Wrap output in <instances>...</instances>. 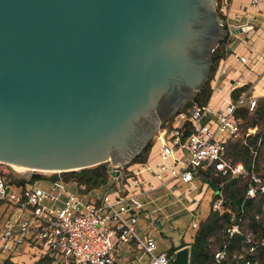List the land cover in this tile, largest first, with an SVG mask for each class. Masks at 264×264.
<instances>
[{
    "label": "water",
    "instance_id": "water-1",
    "mask_svg": "<svg viewBox=\"0 0 264 264\" xmlns=\"http://www.w3.org/2000/svg\"><path fill=\"white\" fill-rule=\"evenodd\" d=\"M189 7V0H0V159L29 166L30 175L110 162L123 183L146 146L127 152L126 131L154 114L171 79L186 72ZM253 25L230 24L228 33ZM172 264H191V250L181 248Z\"/></svg>",
    "mask_w": 264,
    "mask_h": 264
},
{
    "label": "built area",
    "instance_id": "built-area-1",
    "mask_svg": "<svg viewBox=\"0 0 264 264\" xmlns=\"http://www.w3.org/2000/svg\"><path fill=\"white\" fill-rule=\"evenodd\" d=\"M233 1L221 0L220 13L227 18L231 15L227 8H231ZM245 3L239 0L241 8ZM260 3L261 0L250 1L252 6ZM225 23L231 24L226 20ZM249 23L250 18L234 25ZM227 57L221 60L212 79L213 92L208 103L195 102L186 109L184 104L173 113L160 126V137L156 138L160 143L158 162L148 161L134 173L126 167L123 183L111 176L108 184L89 189L86 184L68 182L60 177L52 180L50 188L30 181L25 186H10L7 192L9 185L0 162V200L9 201L29 213L15 226L0 228V254L28 242L50 257L52 264H115L119 247L128 242L137 250L145 251L151 264H172L175 256L157 251V241L153 237L143 239L138 234L139 216L146 204L143 197L157 189L143 171L150 172L164 184L168 183V177L172 181L191 182L209 170L229 178L249 177L246 197L263 196L264 210V168L257 171L254 163L248 169L243 162L234 163L228 158V141L239 139L243 133L237 110L247 107L253 112L258 101L264 99V93L257 96L253 93L255 86L248 85L253 69L249 55L238 56L244 70L232 67ZM259 58L264 59V55ZM246 86L237 98L233 97L234 91ZM216 97L221 99L217 106L212 104ZM257 130V127H249L246 135H254ZM258 156L255 150L254 162ZM213 208L224 210L223 196ZM191 225L198 230L200 222L194 220ZM227 232L231 239L237 235L242 237V247L234 254L236 259L242 260V264H260L258 256L264 246V231L257 234L237 223ZM229 254L230 242H227L216 252V260L222 262Z\"/></svg>",
    "mask_w": 264,
    "mask_h": 264
},
{
    "label": "trees",
    "instance_id": "trees-1",
    "mask_svg": "<svg viewBox=\"0 0 264 264\" xmlns=\"http://www.w3.org/2000/svg\"><path fill=\"white\" fill-rule=\"evenodd\" d=\"M228 40L229 38L223 40L215 51L212 70L203 90L194 101L186 103L183 107L184 109L195 102L199 104L208 103L213 92L211 79L215 76L221 60L232 52L226 47ZM247 87L234 91L233 97L237 98ZM236 116L243 128V133L239 139L228 141V158L234 163L243 162L248 169H251L255 163L256 170L261 171L264 168V99L258 101L257 107L253 112L247 107H242L237 110ZM249 127H257L258 130L254 135L247 136L246 132ZM153 147L154 143L150 142L126 167H129L132 163L142 165L147 163ZM255 150L259 152L256 162H254ZM109 164L110 162H104L79 170L54 172L51 176L35 173L31 176L30 181L35 183L41 179L57 180L61 177L68 182L76 181L80 184H86L89 189L99 188L110 182ZM5 176L9 186H25L28 182L27 178H16L11 173L5 174ZM199 176L215 189V194L210 213L205 219L201 220L194 242L191 244V264H242V260L236 259L234 256L236 250H240L239 248L242 247V237L237 235L231 239L227 230L239 223L244 229H252L257 234L263 232V196L246 197L250 181L249 177L229 178L214 170H209ZM221 196L224 199V210L214 209L213 204ZM227 242H230V254L227 259L218 262L215 256L216 252ZM258 257L260 264H264V246L260 248ZM36 264H52V259L45 256Z\"/></svg>",
    "mask_w": 264,
    "mask_h": 264
},
{
    "label": "crops",
    "instance_id": "crops-1",
    "mask_svg": "<svg viewBox=\"0 0 264 264\" xmlns=\"http://www.w3.org/2000/svg\"><path fill=\"white\" fill-rule=\"evenodd\" d=\"M245 1L247 3L243 7L244 9L241 8L239 0H235L234 5H238L240 10H245L246 7L247 12H250V16H248L250 22L254 24V28L249 32L254 33L257 28H261L263 33L258 34L252 43L250 42V33L245 37L247 39L245 42L236 43L235 41L232 52L227 58L232 67L244 70L245 66L242 65L238 56L249 55V64L253 66V69L247 82L248 85L255 86L253 93L260 96L264 93V82H261L259 87L260 81H264V59L259 58L262 54L264 55V0H261L258 6H252L251 0ZM237 38H240V34ZM253 49L255 51L251 53ZM259 67H263L262 73L258 72ZM219 99L220 97H216L212 104L220 105L221 99ZM159 155L160 143L157 141L154 143L149 161L158 162ZM135 164H137V170L143 167L142 164ZM142 173L157 185V189L150 192L149 196L143 197L146 204L137 224L139 236L143 239L149 236L153 237L157 241V251L167 252L169 255L176 256L177 251L183 247H188L191 250V244L194 242L197 232V229H194L191 224L194 220L201 222L208 216L212 208L215 189L211 185L205 184L207 182L203 181L200 176L195 177L191 182L172 181L168 177V183L164 184L152 177L150 172L143 171ZM30 178H27L28 182H30ZM52 182L50 179H41L34 184L50 188ZM200 186L206 187L202 195L201 191H197ZM193 189L196 190L194 194L191 192ZM72 190H75V187H72ZM28 216L29 213L24 209L9 201L0 200V228L15 226L20 219ZM118 250L115 264H151L149 255L145 251L137 250L132 243L125 242ZM44 257L39 248L24 242L19 244L15 250L2 252L0 264H36Z\"/></svg>",
    "mask_w": 264,
    "mask_h": 264
},
{
    "label": "flooded vegetation",
    "instance_id": "flooded-vegetation-1",
    "mask_svg": "<svg viewBox=\"0 0 264 264\" xmlns=\"http://www.w3.org/2000/svg\"><path fill=\"white\" fill-rule=\"evenodd\" d=\"M214 1L189 0L186 29L183 32L185 56L181 61L185 63L186 72H178L164 89L162 98L157 102V112L161 115L175 113L183 100L198 96L208 80L214 63L215 51L228 34V26L218 21L217 15L220 13L217 12L216 6L214 7ZM198 72L202 73L201 79L190 83L188 76ZM149 112L153 110L150 109ZM148 117L142 121L139 138L148 137L151 133L150 128H156L157 115ZM139 142L140 139H135L133 148H139Z\"/></svg>",
    "mask_w": 264,
    "mask_h": 264
},
{
    "label": "rangeland",
    "instance_id": "rangeland-1",
    "mask_svg": "<svg viewBox=\"0 0 264 264\" xmlns=\"http://www.w3.org/2000/svg\"><path fill=\"white\" fill-rule=\"evenodd\" d=\"M216 1V8L218 10V12L220 13L221 11V0H215ZM231 2V0H230ZM234 2L235 0L233 1V5L231 6V8H227V12L230 13L231 12V15L229 18H227V16L225 17L222 13L221 16L224 20H226L227 22L231 23V24H238V23H242V22H246L248 21V18L250 16V12H247V9L245 7V10H240L238 5H234ZM244 9V8H242ZM249 15V16H248ZM250 24V23H249ZM256 25V23H255ZM254 31V30H253ZM252 31V32H253ZM251 32V31H250ZM249 31L246 32V33H243V34H240V38H237L238 34H231L228 33L227 34V37L225 39H228L229 36V40L227 41V44H226V47L228 50H231L232 51V48L235 44V41L236 43H242V42H245L247 39L245 37H247L250 33ZM260 33H263L262 29L261 28H257V30H255L254 33H250V37H251V40L250 42L252 43L257 37H258V34ZM242 36V37H241ZM249 39V38H248ZM263 67H259L258 68V72L259 73H262V70ZM209 78V77H208ZM261 82L263 83L264 81H260V84H259V87L261 86ZM211 84H212V79H211ZM164 92V91H163ZM163 92L161 93L160 98H162V94ZM197 96H192V97H189L187 99H185V103H188L190 101H194L196 99ZM157 105L155 107H153V111H154V114L157 115V118L155 120V122H157L156 124V128H150L151 130V133L148 135V137H141L139 138V133H140V127L142 125V121L146 120L145 118H147L148 116H153L154 114H145L142 119H139L138 121H135L133 127L129 128L125 134V137H124V142H123V148H125V150H127V152H131L130 150L134 147L133 146V141L135 139H140V142L138 143V146H139V149L142 145L146 144V146L150 143V142H153L155 143L156 142V138H159V129H160V126L170 117L172 116L171 113H167L165 115H161L157 112ZM149 118V117H148ZM139 124V125H138ZM138 125V126H137ZM145 146V147H146ZM139 149L137 151H139ZM157 153V152H156ZM134 154V153H133ZM135 158V157H134ZM133 158V159H134ZM157 158V157H156ZM263 158H264V153H263ZM132 159V160H133ZM2 166H3V170L5 172V174H13L16 178H28V177H31L33 174L35 173H41V174H44L46 176H51L52 174H54V172H47V171H42V170H36V171H33L32 172V175L29 174V170L28 171H22V170H18V169H15L13 166H11L10 164H8L7 162H4L2 163ZM143 166V165H142ZM130 170L132 171V173H134L137 169V164L135 163H132L130 166H129ZM205 184H208L210 186L209 183H205ZM179 188V187H178ZM201 188V189H200ZM206 187L204 186H200L199 189L197 191H201V195L202 193L205 191ZM196 190L193 189L191 192H193L192 194H194ZM139 219H140V216H139ZM19 245H16L13 250H15ZM149 258V256H148ZM149 261H150V258H149Z\"/></svg>",
    "mask_w": 264,
    "mask_h": 264
},
{
    "label": "bare ground",
    "instance_id": "bare-ground-1",
    "mask_svg": "<svg viewBox=\"0 0 264 264\" xmlns=\"http://www.w3.org/2000/svg\"><path fill=\"white\" fill-rule=\"evenodd\" d=\"M159 137H160V135H159ZM0 162H3V163L4 162H7L8 164H10L11 166H13L15 169H18V170H22V171H28V170H30V167L29 166H27V165H25V164H23L21 162H18V161H7V160H1L0 159ZM39 170L47 171V172H54V170H46V169H39Z\"/></svg>",
    "mask_w": 264,
    "mask_h": 264
}]
</instances>
